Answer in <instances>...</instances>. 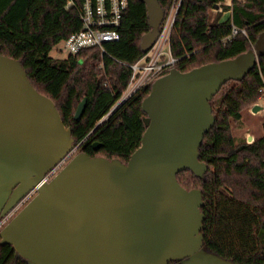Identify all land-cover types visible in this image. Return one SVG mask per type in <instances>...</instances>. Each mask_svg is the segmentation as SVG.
Wrapping results in <instances>:
<instances>
[{
    "label": "water",
    "instance_id": "water-1",
    "mask_svg": "<svg viewBox=\"0 0 264 264\" xmlns=\"http://www.w3.org/2000/svg\"><path fill=\"white\" fill-rule=\"evenodd\" d=\"M141 1L151 26L141 42L147 52L165 10L160 0ZM263 54L264 32L235 57L188 71L173 67L159 77L142 103V143L125 163L73 155L78 145L54 100L33 85L18 59L0 51V219L36 190L0 230L2 244L29 264H237L204 248L202 190L187 189L178 174L190 169L204 177L200 147L216 122L211 100ZM86 105L85 98L77 120Z\"/></svg>",
    "mask_w": 264,
    "mask_h": 264
},
{
    "label": "trees",
    "instance_id": "trees-1",
    "mask_svg": "<svg viewBox=\"0 0 264 264\" xmlns=\"http://www.w3.org/2000/svg\"><path fill=\"white\" fill-rule=\"evenodd\" d=\"M201 1L206 10L218 5L219 13L205 22L189 21V3ZM45 2L38 27L29 28L24 19L31 0H0L1 53L18 59L33 85L54 100L65 125L72 129L78 152L127 163L142 143L147 127L142 103L151 87L122 103L94 129L127 86L131 69L122 62L133 63L146 53L141 47L143 36L151 30L146 3L130 0L122 19L121 39L106 44L107 53L102 59L93 49L61 58L52 56L50 38L55 32L50 33L44 24L49 1ZM160 3L167 13L172 0ZM224 12H229L226 18ZM78 18L69 11L67 19L72 25L65 23L62 38L79 28ZM234 28L239 31L233 35ZM263 32L264 0H232L230 4L225 0H183L171 35V50L178 59L175 67L188 71L235 57L253 48ZM54 37L57 42L59 36ZM90 59L95 61L92 77L85 73ZM101 59L102 74L98 63ZM263 86L264 54L243 79L226 82L211 100L216 122L200 147V160L208 164L204 177L190 169L178 174L187 189L202 190L204 248L237 264H264V135L248 142L233 133L234 124L242 122L243 110L257 100ZM85 98V111L77 120V108ZM94 142L101 143L98 150ZM1 239L0 234V264H29ZM169 264L182 262L173 260Z\"/></svg>",
    "mask_w": 264,
    "mask_h": 264
},
{
    "label": "built area",
    "instance_id": "built-area-1",
    "mask_svg": "<svg viewBox=\"0 0 264 264\" xmlns=\"http://www.w3.org/2000/svg\"><path fill=\"white\" fill-rule=\"evenodd\" d=\"M182 1L172 0L168 12H165L160 33L151 48L133 63L122 62L131 69L129 81L112 109L101 120L108 118L122 103L151 87L159 77L175 67L178 59L171 50V35ZM129 5L130 0H64V6L75 13L80 21L79 28L69 32L64 38V48L68 54L77 55L86 49H93L103 59L107 53L106 44L121 39L122 19ZM238 31L234 28L232 34ZM102 59L99 61L101 67L104 66ZM104 86L108 87L109 83L105 82ZM260 92L253 106L258 104L264 111V86ZM35 193L36 190H32L22 203L29 201ZM14 212L0 219V230L11 219Z\"/></svg>",
    "mask_w": 264,
    "mask_h": 264
},
{
    "label": "rangeland",
    "instance_id": "rangeland-1",
    "mask_svg": "<svg viewBox=\"0 0 264 264\" xmlns=\"http://www.w3.org/2000/svg\"><path fill=\"white\" fill-rule=\"evenodd\" d=\"M48 1H49V3H47L48 11L44 16V24L47 26V29L50 33L55 32L53 35L51 34V38H50V43H52L51 44L52 48L50 52L52 56L58 58L66 57L69 54L68 51L64 48V39L61 36H63L65 32V23H67L69 26L72 25L71 21L67 19L69 8L67 7L63 8L61 6L62 5L61 0H48ZM226 1H231V0H226ZM45 3H46L45 0H31L29 12L24 19L26 27L29 28L38 27L39 16ZM197 13L200 15L201 12L197 11ZM218 13H219L218 7L209 8L208 10H206L205 8V12L203 13L202 17L205 21L208 18L209 20H212ZM195 19L198 20V18ZM57 28H59V31L57 30ZM54 36H59L57 42L54 41L55 40ZM53 41L55 43H53ZM93 60L94 59L88 60L85 66L86 69L85 73L87 72L88 76L91 77L94 74L92 73L90 75V71L92 70V64L94 63L95 65V61ZM100 72L101 74L105 72L103 67L101 66H100ZM88 76H85V78H87ZM252 107L253 104L246 107L242 112L243 113L242 122L236 123L233 126V133L235 137L239 140L246 139L248 142H253L257 137L264 135V128H263L264 111L261 109L258 112H254ZM76 153H78V149L75 151L73 155H75ZM24 204L21 205L20 207L22 208Z\"/></svg>",
    "mask_w": 264,
    "mask_h": 264
},
{
    "label": "crops",
    "instance_id": "crops-1",
    "mask_svg": "<svg viewBox=\"0 0 264 264\" xmlns=\"http://www.w3.org/2000/svg\"><path fill=\"white\" fill-rule=\"evenodd\" d=\"M231 1H226L225 0V3L226 4H230ZM197 11L201 12L200 15L197 13ZM204 12H205V4H204L203 1L199 2L198 4H196L194 2H190L189 3L188 8H187V15L189 17V21H192V22H205V20L202 17ZM228 15H229V12H224L223 18H226ZM190 16H192V17H190ZM195 18H198V20L195 19ZM64 38L65 37H63V39Z\"/></svg>",
    "mask_w": 264,
    "mask_h": 264
},
{
    "label": "flooded vegetation",
    "instance_id": "flooded-vegetation-1",
    "mask_svg": "<svg viewBox=\"0 0 264 264\" xmlns=\"http://www.w3.org/2000/svg\"><path fill=\"white\" fill-rule=\"evenodd\" d=\"M64 164H61L59 167H57V169H55V171H54V173H53V175L56 173V172H58L59 171V169L63 166ZM52 175V176H53ZM22 205H23V203H22ZM21 208V207H20ZM19 209H17L15 212H14V214L18 211ZM14 214H12V215H14ZM181 261V260H180ZM182 262V261H181Z\"/></svg>",
    "mask_w": 264,
    "mask_h": 264
}]
</instances>
